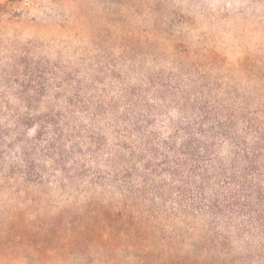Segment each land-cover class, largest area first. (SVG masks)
I'll return each mask as SVG.
<instances>
[{"label": "rangeland", "instance_id": "obj_1", "mask_svg": "<svg viewBox=\"0 0 264 264\" xmlns=\"http://www.w3.org/2000/svg\"><path fill=\"white\" fill-rule=\"evenodd\" d=\"M201 120L264 126V0H0V264H264L177 165Z\"/></svg>", "mask_w": 264, "mask_h": 264}, {"label": "trees", "instance_id": "obj_2", "mask_svg": "<svg viewBox=\"0 0 264 264\" xmlns=\"http://www.w3.org/2000/svg\"><path fill=\"white\" fill-rule=\"evenodd\" d=\"M203 123V120L197 123L199 133L203 134L199 137L193 138L192 130L187 127L190 137L181 145L184 162L177 165L187 178L194 175L199 179L195 185L197 195L207 203L204 209L217 218L223 216L228 225L237 228L239 235L253 231L264 238V126L259 129L252 123L254 137L250 141L247 133L233 135L228 132L230 127L222 124L212 127L211 136L204 130ZM219 135L231 144L227 162L213 156L218 152L213 139ZM206 157H209V165L205 166L202 161ZM187 163L194 165L187 169ZM179 172L175 169L171 174L178 177Z\"/></svg>", "mask_w": 264, "mask_h": 264}]
</instances>
